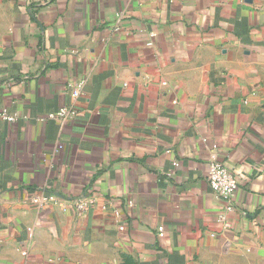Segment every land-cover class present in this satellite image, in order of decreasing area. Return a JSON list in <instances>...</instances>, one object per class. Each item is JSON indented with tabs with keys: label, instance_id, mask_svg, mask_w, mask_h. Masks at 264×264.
<instances>
[{
	"label": "crops",
	"instance_id": "obj_1",
	"mask_svg": "<svg viewBox=\"0 0 264 264\" xmlns=\"http://www.w3.org/2000/svg\"><path fill=\"white\" fill-rule=\"evenodd\" d=\"M1 110L0 264H264V0H0Z\"/></svg>",
	"mask_w": 264,
	"mask_h": 264
},
{
	"label": "built area",
	"instance_id": "obj_2",
	"mask_svg": "<svg viewBox=\"0 0 264 264\" xmlns=\"http://www.w3.org/2000/svg\"><path fill=\"white\" fill-rule=\"evenodd\" d=\"M150 37H154V33L150 32ZM149 45L152 44L151 40L148 41ZM165 83V82H163ZM79 87H75L72 91L73 95L78 93ZM73 114V111L68 109L67 107L60 108L58 111L54 113H50L47 117L48 118H58L64 119L70 117ZM0 118L12 121L15 120V115L9 114L6 110L0 111ZM175 166L178 163L173 162ZM206 179L214 191V193L224 202V209L225 211H233L234 210V195L238 188V180L236 177L231 174L223 165L218 161L216 158L215 153L213 152L210 157V161L208 164V169L206 172ZM56 196L53 193H46L42 190L39 191L36 195L30 198L32 204L36 205L37 207H43L48 205L51 202H55ZM93 201L85 200L82 198H77L74 200V205L76 211L79 213L85 212L91 205ZM129 205H132V202L129 201ZM114 215L119 218L118 227L120 230L125 229V224L120 218V214L118 210H114ZM157 236L159 238H163L165 236V228L163 225H158L157 228Z\"/></svg>",
	"mask_w": 264,
	"mask_h": 264
}]
</instances>
